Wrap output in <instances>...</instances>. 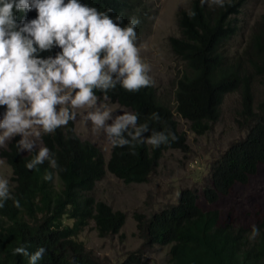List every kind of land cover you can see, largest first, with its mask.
Listing matches in <instances>:
<instances>
[{
  "label": "trees",
  "instance_id": "1",
  "mask_svg": "<svg viewBox=\"0 0 264 264\" xmlns=\"http://www.w3.org/2000/svg\"><path fill=\"white\" fill-rule=\"evenodd\" d=\"M86 2L102 10L113 9L112 15L122 16L124 25L136 16L141 21L137 34L153 17L143 0ZM243 2L225 0L220 7L208 3L201 6V0H191L188 7L178 11L180 34L169 37L172 53L184 66L176 82L175 111L160 100L154 85L135 93L117 86L108 93L110 102L138 113L139 123L147 122L150 131L174 133L175 141L169 137V144L159 148L137 144L135 155L127 147L111 146L105 160L99 148L81 139L74 122H70L66 128L42 136L43 145L57 159L58 169H51L45 161L33 171L25 164L36 153L20 154L16 147L19 137L0 148V157L11 168V195L21 205L16 208L9 199L0 209V264H28L27 257L12 255L15 247L24 245L29 252L47 249L38 264H109L77 240L91 220L100 237L118 234L125 223L123 211L95 200L91 194L94 185L107 171L125 184L147 182L165 151L188 150L186 133L179 129L174 112L189 123L192 133L203 135L218 121L221 103L231 92L239 93L235 121L245 135L212 160L202 197L213 204L221 195L229 194L235 184L248 182L264 163V13L251 25L241 47L232 50ZM190 12L195 15L190 16ZM27 15L34 18L36 14ZM256 81L260 87L257 100L253 92ZM97 95L102 99L101 93ZM152 113L159 114V121L149 119ZM46 171L54 173L52 182L43 179ZM199 197L197 189L183 188L174 204L149 216L133 213L142 242L116 264H147L145 253L155 245L169 246V264H264V223L256 225L259 235L249 239L251 229L220 221L219 211L202 208ZM64 219L71 224H65Z\"/></svg>",
  "mask_w": 264,
  "mask_h": 264
},
{
  "label": "clouds",
  "instance_id": "2",
  "mask_svg": "<svg viewBox=\"0 0 264 264\" xmlns=\"http://www.w3.org/2000/svg\"><path fill=\"white\" fill-rule=\"evenodd\" d=\"M224 2L201 0V6L223 7ZM31 12L34 18H28ZM112 13L86 0H0V148L20 137V154L36 153L25 164L28 171L45 161L58 169L42 136L66 128L77 116L90 123L93 135L102 134L106 144L127 147L132 155L137 144L159 148L169 144V137L176 140L174 133L150 131L147 122L139 123L138 113L116 112V106L107 103L108 93L117 86L135 93L153 85L151 66L141 56L146 45L138 43L141 21L131 16L124 25L123 17ZM149 119L160 117L152 113ZM43 179L52 182L54 173L46 171ZM9 184L0 176V209L9 199L21 207ZM258 235L259 228L252 225L249 239ZM46 252L45 247L29 252L24 245L15 247L12 255L38 264Z\"/></svg>",
  "mask_w": 264,
  "mask_h": 264
},
{
  "label": "rangeland",
  "instance_id": "3",
  "mask_svg": "<svg viewBox=\"0 0 264 264\" xmlns=\"http://www.w3.org/2000/svg\"><path fill=\"white\" fill-rule=\"evenodd\" d=\"M190 1L143 0L144 7L152 13L153 17L147 28L138 33V43L146 45L141 51V56L151 66L150 75L158 97L173 111L176 106V82L184 66L172 53L169 37L179 36L177 14L180 9L188 7ZM262 13H264V0H244L238 17L240 30L231 43L232 50L241 47L249 28ZM253 87L257 100L260 98V87L257 81ZM107 103L116 106V112L121 109L128 110L109 100ZM239 104L238 92L226 94L220 106L218 121L203 135L192 133L189 123L174 112L179 129L186 133L188 150L186 152L178 149L165 151L158 167L145 183L125 184L107 171L103 179L94 185L91 194L95 200L105 201L112 209L123 211L126 215L125 223L118 234L100 237L95 229L94 221L91 220L78 234L77 240L82 241L86 249L100 261L109 264L119 263L124 260L127 252L137 249L142 242L138 236L133 213L149 216L156 210L174 204L179 191L188 187L197 189L200 195L199 205L202 208H213L219 211L222 222H233L247 229H251L252 225L264 223V163L259 166L254 175L249 177L247 183L235 184L229 194L221 195L213 204L206 202L201 193L212 160L217 158L233 141L245 135L243 128H240L235 121ZM74 126L81 139L89 140L97 146L105 160L109 157L111 146L106 144L102 134L93 135L90 123L85 124L77 116ZM0 176L10 181L11 188V168L1 157ZM63 222L71 224V220L68 219H64ZM168 248V245H155L146 251L147 264H169Z\"/></svg>",
  "mask_w": 264,
  "mask_h": 264
}]
</instances>
